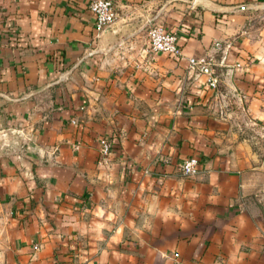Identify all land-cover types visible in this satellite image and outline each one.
I'll use <instances>...</instances> for the list:
<instances>
[{
  "label": "crops",
  "instance_id": "1",
  "mask_svg": "<svg viewBox=\"0 0 264 264\" xmlns=\"http://www.w3.org/2000/svg\"><path fill=\"white\" fill-rule=\"evenodd\" d=\"M91 1L0 0V264H264L235 129L264 130V9L112 0L96 34ZM151 24L180 56L148 50Z\"/></svg>",
  "mask_w": 264,
  "mask_h": 264
},
{
  "label": "built area",
  "instance_id": "2",
  "mask_svg": "<svg viewBox=\"0 0 264 264\" xmlns=\"http://www.w3.org/2000/svg\"><path fill=\"white\" fill-rule=\"evenodd\" d=\"M194 2L195 0H189ZM192 6V5H190ZM89 11L94 18V27L96 34L102 33L109 28L116 20L114 12V3L112 0H92L89 3ZM148 50L153 54L163 53L171 56H180V51L177 46L176 33L173 31H166L159 24L149 25L146 33ZM187 67L190 70H197L205 76L207 85L214 89L216 86V79L210 68L209 63L205 60H187ZM111 145L107 141H101L98 148V156L100 160L104 161L109 155ZM179 171L184 177H191L197 172V160L189 158L183 160L179 165Z\"/></svg>",
  "mask_w": 264,
  "mask_h": 264
},
{
  "label": "rangeland",
  "instance_id": "3",
  "mask_svg": "<svg viewBox=\"0 0 264 264\" xmlns=\"http://www.w3.org/2000/svg\"><path fill=\"white\" fill-rule=\"evenodd\" d=\"M234 120L243 123V117ZM242 128H235L237 134L246 140L247 148L252 156V169L247 170L243 178L241 201L246 209L264 216V130L246 122Z\"/></svg>",
  "mask_w": 264,
  "mask_h": 264
},
{
  "label": "water",
  "instance_id": "4",
  "mask_svg": "<svg viewBox=\"0 0 264 264\" xmlns=\"http://www.w3.org/2000/svg\"><path fill=\"white\" fill-rule=\"evenodd\" d=\"M188 5L193 6H199L209 11H214L217 13H225V14H231L235 12L245 11V10H260L264 9L262 6H254V5H239L235 7H220L217 5H214L208 1H201V0H195L194 2H191L189 0H184Z\"/></svg>",
  "mask_w": 264,
  "mask_h": 264
}]
</instances>
